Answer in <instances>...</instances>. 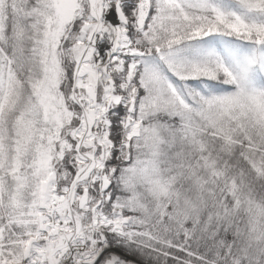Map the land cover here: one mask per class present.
Wrapping results in <instances>:
<instances>
[{
	"label": "snow or ice",
	"instance_id": "obj_1",
	"mask_svg": "<svg viewBox=\"0 0 264 264\" xmlns=\"http://www.w3.org/2000/svg\"><path fill=\"white\" fill-rule=\"evenodd\" d=\"M0 264H264V0H0Z\"/></svg>",
	"mask_w": 264,
	"mask_h": 264
}]
</instances>
